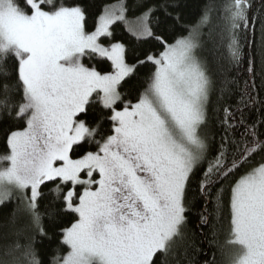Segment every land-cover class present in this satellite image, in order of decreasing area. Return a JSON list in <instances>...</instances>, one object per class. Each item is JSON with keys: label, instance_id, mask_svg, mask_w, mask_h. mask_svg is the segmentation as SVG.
Masks as SVG:
<instances>
[{"label": "snow or ice", "instance_id": "1", "mask_svg": "<svg viewBox=\"0 0 264 264\" xmlns=\"http://www.w3.org/2000/svg\"><path fill=\"white\" fill-rule=\"evenodd\" d=\"M260 5V15L256 0L205 5L198 25L220 9L225 58L203 52L198 27L172 43L155 35L152 18L168 5L137 0L142 11L129 21L120 0L89 30L80 0H0V205L19 201L0 225V264H42L35 241L47 235L45 216L66 248L51 264H198L191 253L205 228L223 264H264ZM116 21L162 50L129 63L110 39ZM258 23L259 67L244 52ZM145 63L153 69L139 89L122 92ZM90 110L95 120L81 119Z\"/></svg>", "mask_w": 264, "mask_h": 264}, {"label": "trees", "instance_id": "2", "mask_svg": "<svg viewBox=\"0 0 264 264\" xmlns=\"http://www.w3.org/2000/svg\"><path fill=\"white\" fill-rule=\"evenodd\" d=\"M81 4L86 9L87 21L89 30H92L94 27V22L102 14L105 6H108L112 3L120 2V0H80ZM149 5H168L166 8L167 14H165V9L161 8L153 16V29L155 35L163 36L169 43L175 41V39L181 36H187L188 31L194 27H198L199 31L203 33V40L205 41V47L203 49L204 53H207L210 49L215 47V55L218 57H227V48L226 42L221 40L220 29L217 26L218 20L217 17L220 15V9L214 7L210 13L211 23L198 25V21L202 15V11L206 4L212 3L214 5H219L222 3V0H145ZM137 3V0H127V18L132 19L140 15L142 9H136L133 11L134 4ZM260 0H256V8L253 10V15H260ZM159 17L160 23L157 25L155 23L156 18ZM264 18V16H262ZM260 27L261 25L257 24V31L255 34L256 43L252 44L251 47H245L244 52L247 55L251 52L257 61V66L259 67L260 55L258 45L260 41ZM110 31L112 33L111 42H119L126 46L128 50V61L129 63H135L136 58L144 60L145 56L149 53H158L162 50L160 43L154 37H145L137 39L136 36L128 32L125 25L121 21H116L110 26ZM211 33V39L209 34ZM103 39V38H102ZM249 40H252L251 32L249 33ZM107 42V41H105ZM87 62V61H86ZM92 63L98 64V67L102 69H107V62H98L92 61ZM153 69L151 63H145L139 66L136 69V73L123 83L121 88L122 92H131L135 94L137 89L142 84L144 77ZM81 119H87L90 122L95 120L91 110L87 117L81 116ZM107 126V125H105ZM4 125H0V154L6 152V145L3 138V129ZM52 185H48L43 189L47 194L48 188ZM47 199H51L48 197ZM18 200L13 198L11 201L0 205V225L4 224L7 220L9 214L17 206ZM46 201H41V210H43V205ZM199 203L192 209V212L189 214L190 226L195 222L197 217L193 213L199 210ZM70 214H65L63 217L64 220L70 219ZM44 228L47 233L46 236H40L36 234L35 248L39 254V258L42 261V264H51V258L56 255V250H60L62 255L66 248L60 244V237L56 234L58 229L52 227V221L45 216L43 220ZM7 231L6 228H0V233ZM204 235L199 234L195 236V246L198 251H193L191 253L193 259L198 261V264H205L206 261H211L215 257L216 264H223V257L221 251L218 247L217 242H212V235L208 228L203 230ZM225 237L223 231L219 235L218 243L223 244ZM159 261V255L156 257Z\"/></svg>", "mask_w": 264, "mask_h": 264}, {"label": "rangeland", "instance_id": "3", "mask_svg": "<svg viewBox=\"0 0 264 264\" xmlns=\"http://www.w3.org/2000/svg\"><path fill=\"white\" fill-rule=\"evenodd\" d=\"M120 2H116V3H112V4H110V5H108V6H113V5H117L118 6V4H119ZM103 13V12H102ZM135 18H132V19H129L128 18V20L129 21H131V20H134ZM124 23V22H123ZM124 25H125V27H126V29L128 30V32H130L129 31V28H128V25H126L125 23H124ZM111 26V25H110ZM131 33V32H130ZM132 34V33H131ZM135 36V35H134Z\"/></svg>", "mask_w": 264, "mask_h": 264}]
</instances>
